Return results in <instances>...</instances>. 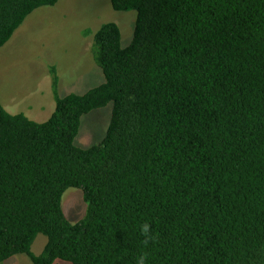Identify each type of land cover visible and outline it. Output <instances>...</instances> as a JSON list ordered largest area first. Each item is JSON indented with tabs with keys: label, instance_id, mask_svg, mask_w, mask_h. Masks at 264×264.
I'll use <instances>...</instances> for the list:
<instances>
[{
	"label": "trees",
	"instance_id": "16d2710c",
	"mask_svg": "<svg viewBox=\"0 0 264 264\" xmlns=\"http://www.w3.org/2000/svg\"><path fill=\"white\" fill-rule=\"evenodd\" d=\"M58 1L0 0V48ZM111 4L137 16L126 46L116 22L94 33L103 83L61 97L53 66L48 120L0 106V263L264 264V0ZM109 102L104 139L77 146ZM70 187L88 204L75 223Z\"/></svg>",
	"mask_w": 264,
	"mask_h": 264
},
{
	"label": "rangeland",
	"instance_id": "374dc122",
	"mask_svg": "<svg viewBox=\"0 0 264 264\" xmlns=\"http://www.w3.org/2000/svg\"><path fill=\"white\" fill-rule=\"evenodd\" d=\"M137 12L116 11L111 0H59L35 9L0 48V106L12 114L24 113L43 122L56 108L54 76L58 94L85 93L105 81L93 50V35L106 22H116L123 44L130 43ZM113 102L83 115L75 144L82 148L100 143L107 132ZM83 190L68 188L62 207L68 219L80 221L87 210ZM48 237L38 234L32 251L42 253ZM0 264H33L26 254H17ZM55 264H72L57 259Z\"/></svg>",
	"mask_w": 264,
	"mask_h": 264
},
{
	"label": "clouds",
	"instance_id": "9594fccd",
	"mask_svg": "<svg viewBox=\"0 0 264 264\" xmlns=\"http://www.w3.org/2000/svg\"><path fill=\"white\" fill-rule=\"evenodd\" d=\"M143 231H144L146 234L148 233V231H149V226H148L147 224H145V225L143 226ZM139 264H144V260H143V258L140 259Z\"/></svg>",
	"mask_w": 264,
	"mask_h": 264
}]
</instances>
